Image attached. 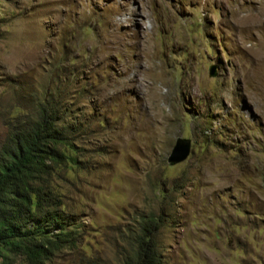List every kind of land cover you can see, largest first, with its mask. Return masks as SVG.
<instances>
[{
    "label": "rangeland",
    "instance_id": "1",
    "mask_svg": "<svg viewBox=\"0 0 264 264\" xmlns=\"http://www.w3.org/2000/svg\"><path fill=\"white\" fill-rule=\"evenodd\" d=\"M44 106L84 225L48 264H120L151 215L163 264H264V0H0V141Z\"/></svg>",
    "mask_w": 264,
    "mask_h": 264
},
{
    "label": "trees",
    "instance_id": "2",
    "mask_svg": "<svg viewBox=\"0 0 264 264\" xmlns=\"http://www.w3.org/2000/svg\"><path fill=\"white\" fill-rule=\"evenodd\" d=\"M69 119L44 106L32 121H14L0 141V264H48L58 254L79 253L84 225L53 183L66 164L75 165L64 151L74 150ZM157 224L151 215L139 225L120 264H163Z\"/></svg>",
    "mask_w": 264,
    "mask_h": 264
},
{
    "label": "water",
    "instance_id": "3",
    "mask_svg": "<svg viewBox=\"0 0 264 264\" xmlns=\"http://www.w3.org/2000/svg\"><path fill=\"white\" fill-rule=\"evenodd\" d=\"M210 76H213L214 73H209ZM190 146L188 143H185L181 140H177L174 144L171 153L168 157V162L171 164H175L183 161L189 154Z\"/></svg>",
    "mask_w": 264,
    "mask_h": 264
}]
</instances>
